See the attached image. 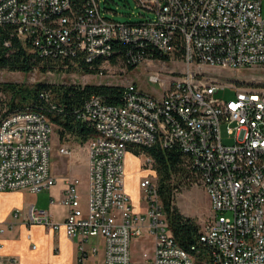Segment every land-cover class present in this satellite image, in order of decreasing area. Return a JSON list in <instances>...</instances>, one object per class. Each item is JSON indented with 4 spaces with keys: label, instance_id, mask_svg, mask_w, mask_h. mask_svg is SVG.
I'll return each mask as SVG.
<instances>
[{
    "label": "built area",
    "instance_id": "2783aa9c",
    "mask_svg": "<svg viewBox=\"0 0 264 264\" xmlns=\"http://www.w3.org/2000/svg\"><path fill=\"white\" fill-rule=\"evenodd\" d=\"M135 1L154 17L107 18L100 0H87L82 8H75L74 0H0V23L16 25L18 36L33 40L44 54L47 47L73 44L88 61L105 59L113 54V42L120 41L132 46L126 63L152 59V51L180 56L185 64L169 84L158 72L149 74L162 86L159 96L133 82L125 84L119 103L91 95L77 111L93 127L86 141L85 199L80 178L64 175L65 220L54 222L32 206L28 220L62 226L67 236L78 237L79 261L89 254L98 258L86 264H197L174 240L155 180L145 176L139 182L146 203L142 212L135 210L124 182L129 146L175 144L208 196L212 215L199 235L208 248L207 264H264V85L230 83L235 95L224 99L215 93L225 85L203 71L206 65L264 66L263 0ZM222 128L232 143L222 141ZM52 132L45 114L27 105L11 108L0 97V190L37 193L56 184L58 176L50 169ZM58 151L71 154L67 146ZM145 158L151 166V157ZM4 231L0 223V236ZM143 236L151 238L152 254L136 261L131 242ZM0 264H5L1 256Z\"/></svg>",
    "mask_w": 264,
    "mask_h": 264
},
{
    "label": "trees",
    "instance_id": "16d2710c",
    "mask_svg": "<svg viewBox=\"0 0 264 264\" xmlns=\"http://www.w3.org/2000/svg\"><path fill=\"white\" fill-rule=\"evenodd\" d=\"M74 7H80L87 0H74ZM131 45L120 41L113 42V54L105 59L94 58L88 61L86 54L71 44L70 47H47L46 54L31 39H22L16 32V25L0 23V70L28 73L36 68L40 72L57 71L62 67L81 73L96 72L102 63L117 61L129 68L136 63H126L127 50ZM148 51L146 49L145 53ZM152 58L168 59L167 55L148 52ZM125 87L105 83H56L36 82L24 85L15 82H0V90L9 95L8 105L13 107L30 106L45 114L56 127L60 142L68 137L80 143L93 135V127L78 118L77 111L91 95L100 96L106 103H119ZM134 155L141 153L151 157L157 193L167 218L168 226L176 243L192 253L197 264H207L208 248L199 240L201 228L191 216L184 215L175 203V191L182 183H193L195 178L187 157L177 145L163 147L159 142L141 147L131 145ZM206 261V263H204Z\"/></svg>",
    "mask_w": 264,
    "mask_h": 264
},
{
    "label": "rangeland",
    "instance_id": "374dc122",
    "mask_svg": "<svg viewBox=\"0 0 264 264\" xmlns=\"http://www.w3.org/2000/svg\"><path fill=\"white\" fill-rule=\"evenodd\" d=\"M100 8L102 14L117 21H139L146 17L153 18L152 11L141 8L135 0H100ZM264 10V0L262 1ZM168 59L152 58L140 62L133 68L125 66L122 62L116 63L104 62L100 68L93 73H81L67 67H62L57 71L40 72L36 68L28 73L20 71L0 70V82H15L24 85H33L36 82H56V83H105L125 86L128 82H133L143 91L159 96L162 92V86L159 81H152L149 74L158 72L160 79L169 84L174 77L180 75L185 69V64L180 56H168ZM205 75L215 77L216 80L225 85L215 93L216 97L229 99L235 95V90L230 86L232 84H240L242 87H260L264 85V66L234 69L229 67H221L217 65H206L203 68ZM0 97L7 103L9 95L5 91L0 90ZM222 141L225 144L232 143L233 138L228 137L222 128ZM52 151L50 156V169L54 162L59 158L64 157L71 159L74 162V167L79 169L81 176L86 173V158L87 148L86 142L80 143L77 140L68 137L65 141L60 142L56 132V127L53 125L51 133ZM60 146H67L71 149L70 155H62L59 153ZM71 157V158H70ZM125 186L130 187L129 196L131 202L133 197L138 196V202L145 210L146 203L143 199V190L139 186V182L145 176L155 180V175L151 166H147L144 154L136 155L133 159L124 161ZM85 176V175H84ZM127 187V188H128ZM83 189V188H82ZM81 190V189H80ZM175 203L179 210L188 216H192L200 223L201 230L208 223L209 217L212 215L208 196L203 187L196 183H182L181 187L175 191ZM144 209V210H143ZM153 243L151 238L143 236L131 242V256L136 261L145 259L144 253L147 256L152 254ZM99 252H102L100 250Z\"/></svg>",
    "mask_w": 264,
    "mask_h": 264
},
{
    "label": "crops",
    "instance_id": "0c3cea01",
    "mask_svg": "<svg viewBox=\"0 0 264 264\" xmlns=\"http://www.w3.org/2000/svg\"><path fill=\"white\" fill-rule=\"evenodd\" d=\"M135 156L128 151L125 158L128 160ZM74 166L72 158H59L51 169L52 174L58 176V181L52 187L37 193L26 189L0 190V223L5 226V231L0 236V256L5 264H86L98 260L95 255L89 254L79 261L77 249L79 239L76 236H67L62 226L53 229L50 226L30 223L28 220L31 206L38 211L46 212L54 222L62 223L65 220L67 206L61 203L64 175L80 178L79 190L81 189L82 200L85 199L87 176L86 173L85 176H81L79 169ZM85 169L87 170V158ZM127 187L129 193L130 187ZM132 204L135 210L142 212L138 196L133 197ZM94 241L95 239L90 240L89 244H86L87 247ZM9 256H15L16 262L6 261Z\"/></svg>",
    "mask_w": 264,
    "mask_h": 264
},
{
    "label": "water",
    "instance_id": "95a60500",
    "mask_svg": "<svg viewBox=\"0 0 264 264\" xmlns=\"http://www.w3.org/2000/svg\"><path fill=\"white\" fill-rule=\"evenodd\" d=\"M118 1H121V0H118Z\"/></svg>",
    "mask_w": 264,
    "mask_h": 264
}]
</instances>
